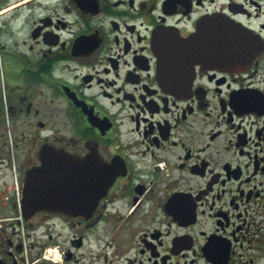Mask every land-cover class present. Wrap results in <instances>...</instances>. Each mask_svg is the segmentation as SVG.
<instances>
[{
  "label": "flooded vegetation",
  "instance_id": "obj_1",
  "mask_svg": "<svg viewBox=\"0 0 264 264\" xmlns=\"http://www.w3.org/2000/svg\"><path fill=\"white\" fill-rule=\"evenodd\" d=\"M0 264H264V0H0Z\"/></svg>",
  "mask_w": 264,
  "mask_h": 264
},
{
  "label": "water",
  "instance_id": "obj_2",
  "mask_svg": "<svg viewBox=\"0 0 264 264\" xmlns=\"http://www.w3.org/2000/svg\"><path fill=\"white\" fill-rule=\"evenodd\" d=\"M222 27L233 29L237 28L238 26L225 22ZM69 181V178L63 179L62 177H59L54 179L53 185L51 186V188L55 190L52 193L54 198L52 205L55 207V210L65 214H71V186ZM38 186L39 181L36 178V172H34L30 175L28 185L25 189L27 192V196H25V203L28 207V210L24 212L28 218L32 216V214L36 213V210L32 209L33 206L36 207L40 203L38 200L40 195V189Z\"/></svg>",
  "mask_w": 264,
  "mask_h": 264
}]
</instances>
